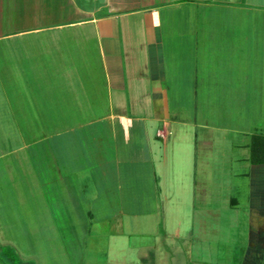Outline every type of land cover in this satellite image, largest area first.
Segmentation results:
<instances>
[{"label": "crops", "instance_id": "crops-1", "mask_svg": "<svg viewBox=\"0 0 264 264\" xmlns=\"http://www.w3.org/2000/svg\"><path fill=\"white\" fill-rule=\"evenodd\" d=\"M193 7L264 14V0H0V238L27 234L13 221L32 218L75 236L76 220H121L124 205L200 188L214 141L180 94L258 75L211 65L256 59L244 47L252 24L228 23L232 47L221 48L204 37L210 22L188 20ZM255 140L264 134L250 135L245 160L264 166Z\"/></svg>", "mask_w": 264, "mask_h": 264}, {"label": "rangeland", "instance_id": "rangeland-1", "mask_svg": "<svg viewBox=\"0 0 264 264\" xmlns=\"http://www.w3.org/2000/svg\"><path fill=\"white\" fill-rule=\"evenodd\" d=\"M193 9L188 20L210 22L204 37L214 33L224 43L221 48L232 47L228 23L252 24L254 40L244 47L256 59L237 61L231 54L211 65L227 72L229 64H235L259 76L245 86L226 82L214 87L216 91L204 85L202 92L180 94L185 114L192 115L197 107L202 132L214 141L212 148H202L211 169L207 164V170L198 172L200 188L187 191L186 199L176 191L169 201L145 198L139 206L124 205L121 220L111 212L106 213L107 221L92 225L76 220L75 236L53 237L42 227L49 224L35 218L13 221L24 223L27 234L15 230L0 238L5 243H0V264H264V166L252 167L245 160L249 149L242 147L252 133L264 134V14L253 16V22L243 9ZM228 78L226 74L221 80ZM136 209L140 216L133 220L130 214Z\"/></svg>", "mask_w": 264, "mask_h": 264}, {"label": "trees", "instance_id": "trees-1", "mask_svg": "<svg viewBox=\"0 0 264 264\" xmlns=\"http://www.w3.org/2000/svg\"><path fill=\"white\" fill-rule=\"evenodd\" d=\"M256 140H258L257 138H256ZM254 141L253 142V145H252V147H253V149H255V148H257V149H263L264 148V145H259V144H261V141ZM256 152H259V150L258 151H256ZM261 159H264V158H258V157H256V156H254V160L256 161H261Z\"/></svg>", "mask_w": 264, "mask_h": 264}]
</instances>
